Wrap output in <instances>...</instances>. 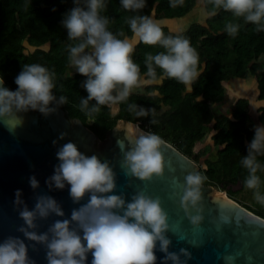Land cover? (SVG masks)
I'll list each match as a JSON object with an SVG mask.
<instances>
[{"label": "clouds", "instance_id": "1", "mask_svg": "<svg viewBox=\"0 0 264 264\" xmlns=\"http://www.w3.org/2000/svg\"><path fill=\"white\" fill-rule=\"evenodd\" d=\"M73 3L74 7L64 14L61 23L67 30L68 39L74 41L67 47L69 63L87 78L82 87L88 95L80 101V110L87 116L99 113L101 106L111 108L126 101L134 89L162 86L165 78L174 79L192 91V85L202 71L199 69V54L189 38L166 36L150 15L129 17L127 23L132 36L121 32L119 36L123 38H118L108 30L109 18L101 15L107 7L105 0H73ZM183 3L184 0H170L173 8ZM207 3L212 5L208 12L210 17L223 9L234 17L243 18L246 23L254 24L257 32L264 31V0H207ZM121 5L125 10L138 12L146 7V0H121ZM239 27L238 23L229 22L225 30L235 36ZM141 42L164 49L157 54H145L146 71L143 74L140 65L132 58L135 46ZM157 68L162 75L158 76ZM54 80L55 73L38 63L23 64L14 81L17 85L15 91L7 88L0 76V121L10 132L23 123L18 113L38 110L47 116L57 110L50 107L53 102L57 106L67 103L65 96L61 95L57 100L53 95ZM146 95L155 97L159 93L152 90ZM201 99L198 96V101ZM90 101L95 103L90 106ZM128 110L136 117H153L150 121L153 125L158 123L154 118L155 108L146 109L133 103ZM120 129L121 126L117 125L116 130ZM123 129L124 139H118L117 144L123 155L120 167L124 174L141 181L162 177L167 166L162 151L166 141L151 131H144L138 124L135 127L128 124ZM64 135L61 134L60 138L63 139ZM258 155H264V124L254 126V137L248 145L247 155L240 161L248 173L244 187L254 190L255 200L264 205V195L260 192L262 182L257 175L258 171H264V165L258 162ZM56 156L59 163L45 183L50 190L70 186V198L80 205L72 209L70 218L55 220L46 232L38 233L35 231L38 219H47L52 214L65 215L60 204L52 196L42 194L36 196L35 206L29 210L21 199L22 191L15 193L16 205H22L19 217L24 222L18 231L26 240L44 245L47 264H87L89 253L91 264H157V242L159 251L165 254L162 264H168V261L182 264L180 255L190 258L186 249H180L179 254L168 250L171 240L165 234L169 231V218L160 197L137 191L127 201L123 193L110 194L117 188L116 173L110 162H102L95 154L85 155L73 142L61 146ZM207 179L200 171L184 177L179 203L195 227H199L203 220L201 189ZM29 183L34 190L39 187L35 176L29 178ZM173 183H176L175 178ZM86 195L87 201L81 204ZM25 239L9 236L0 242V264H34L28 256L29 245ZM238 255L224 256L226 264H234ZM247 259L251 260V257Z\"/></svg>", "mask_w": 264, "mask_h": 264}, {"label": "trees", "instance_id": "2", "mask_svg": "<svg viewBox=\"0 0 264 264\" xmlns=\"http://www.w3.org/2000/svg\"><path fill=\"white\" fill-rule=\"evenodd\" d=\"M199 0H184L183 5L175 8L170 0H146V7L138 12L125 10L121 0H105L106 9L101 15L110 20L108 30L117 35L122 32L131 37L127 19L134 15H150L157 20L182 19L192 14ZM83 2V0H81ZM206 12L212 5L203 0ZM74 7L73 0H0V76L5 86L15 91L16 76L22 71L23 64L38 63L55 73L53 95L57 100L65 96L67 103L61 105L71 118H78L88 126L101 140L107 137L119 120L140 122L147 129L169 142L182 153L201 163L208 154V147L195 151L198 143L206 141L211 132L217 151V159L205 158L200 172L208 177L205 185H213L227 190L228 186L241 183L247 176V170L241 165L243 156L254 137L255 122L250 115V102L246 97L237 99L231 116L214 114L212 105L225 99L224 83L233 79H245L252 75L256 80L258 99L264 100V31L257 32L256 26L246 23L243 18L234 17L231 12L218 10L217 15L209 16L206 24L191 23L182 31H173L169 26L160 25L164 34L180 35L190 39L191 46L199 54L200 77L193 83L192 91L174 79L165 78L162 86L154 85L145 92H132L128 99L113 106H101L100 112L89 117L80 110V101L87 98L82 87L87 79L77 71L68 74L70 63L67 47L74 43L67 37V30L61 21L64 14ZM238 23L235 36L229 35L225 25ZM31 47L32 50H28ZM164 49L159 45L135 46L133 60L146 71L144 58L146 53L157 54ZM157 74L162 71L157 68ZM156 90L159 95L150 97L147 92ZM198 96L202 99L198 101ZM95 101H90V106ZM146 109L155 108L158 123H150L153 117H136L128 110L130 104ZM168 106L162 110L163 106ZM260 121L264 124V107L260 109ZM264 165V155L257 156ZM264 182V171H258ZM261 183V184H262ZM232 188L228 193H232ZM248 208L247 206H244ZM264 218V214L256 213Z\"/></svg>", "mask_w": 264, "mask_h": 264}, {"label": "water", "instance_id": "3", "mask_svg": "<svg viewBox=\"0 0 264 264\" xmlns=\"http://www.w3.org/2000/svg\"><path fill=\"white\" fill-rule=\"evenodd\" d=\"M50 107L57 110L47 116L38 110L18 113L23 123L14 132H10L0 121V242L9 236L25 239L18 231L24 222L19 217L22 205L17 206L15 203L17 190L22 191L21 199L29 210L34 208L37 195L46 194L52 196L65 213L63 217L52 214L47 219H38L35 229L38 233L46 232L55 220L70 218L72 209L80 206L70 198V186L66 185L63 190L54 187L50 190L45 183L59 163L56 156L58 149L73 142L85 155L95 154L102 162H110L116 173L117 184L116 190L110 194L123 193L127 201L137 191L160 197L169 218L170 227L165 234L171 240L168 250L179 254L183 248L190 253V258L180 255L182 264H226L224 256L236 254L239 255L234 264H264V218L245 208L241 199L222 196L213 185L204 184L201 189L203 220L199 227L191 224L179 201L183 195L184 177L190 172L200 171L193 159L166 141L162 151L167 166L162 177L154 176L150 181L128 177L120 167L123 155L117 140L124 139L123 128L126 125L135 127L138 124L140 127V122L119 120L117 125L121 129L116 130V125L101 140L82 120L68 118L61 105L57 106L53 102ZM61 134H66L63 139L60 138ZM53 141H56L55 145ZM32 176L39 181V187L35 190L29 183ZM174 178L176 183H173ZM174 192L179 195L173 196ZM87 198L86 195L80 203H85ZM212 198L218 201L214 202ZM25 243L29 245L28 256L34 264H47L44 245L26 239ZM155 254L157 264H162L165 254L159 251V242ZM247 257H251V260ZM91 259L89 253L87 264H91ZM168 264L172 262L168 261Z\"/></svg>", "mask_w": 264, "mask_h": 264}, {"label": "rangeland", "instance_id": "4", "mask_svg": "<svg viewBox=\"0 0 264 264\" xmlns=\"http://www.w3.org/2000/svg\"><path fill=\"white\" fill-rule=\"evenodd\" d=\"M208 17V13L205 10L203 0H199L197 3V6L192 14H189L187 17H184L182 19L178 18L176 20L173 19H164V20H157L154 19L163 26H169L171 30L173 31H182L185 28H187L191 23H202L206 24V19ZM33 49V48H32ZM31 47H28V50H32ZM76 72L75 68L70 67V70L68 71L69 75H73ZM224 88L226 91L225 99L222 102L215 103L212 105V111L214 114H225L231 116L233 113V110L235 108V104L238 98L240 97H246L248 98L250 105H249V112L252 116L255 126L261 125L260 121V109L263 108L264 102H261L258 99V90L256 88V80L252 75H248L245 79H234L228 82L224 83ZM133 92H145V89H134ZM254 106L256 108H254ZM168 106L164 105L162 110L167 109ZM118 109L117 105L113 106V111L116 112ZM141 127V125H140ZM142 128V127H141ZM147 130V129H145ZM149 131V130H147ZM214 132H211L208 137L206 138V141L202 143H198L195 151H199L202 148L208 147L207 151L208 154L202 158L201 165H204L205 158H208L210 160H216L217 159V151L219 148H221L218 145H215L212 139V135ZM198 163V162H197ZM215 187V186H214ZM216 190L222 195V196H233L238 199H241L244 206H247L248 210H250L253 213H262L264 214V205H261L255 200L254 197V190L247 189L244 187L243 184H237L234 185L232 190L233 192L230 194L226 190L222 188L215 187ZM260 192L262 195H264V182L261 184ZM246 208V207H245Z\"/></svg>", "mask_w": 264, "mask_h": 264}, {"label": "flooded vegetation", "instance_id": "5", "mask_svg": "<svg viewBox=\"0 0 264 264\" xmlns=\"http://www.w3.org/2000/svg\"><path fill=\"white\" fill-rule=\"evenodd\" d=\"M61 107H62V106H61ZM65 111H66V110H65ZM66 115H67L68 118L72 119L71 117L68 116L67 112H66ZM104 139H105V138H104ZM196 163H197V162H196ZM197 164H198L199 167H200L201 164H200V163H197ZM238 184H240V183H238ZM236 185H237V184H236ZM233 186H234V185L228 186L226 191L228 192V189L233 188Z\"/></svg>", "mask_w": 264, "mask_h": 264}, {"label": "crops", "instance_id": "6", "mask_svg": "<svg viewBox=\"0 0 264 264\" xmlns=\"http://www.w3.org/2000/svg\"><path fill=\"white\" fill-rule=\"evenodd\" d=\"M234 80V79H233ZM236 80V79H235ZM238 80V79H237ZM248 99V98H247ZM261 102H264V100H260ZM264 105V104H263ZM262 107H264V106H262Z\"/></svg>", "mask_w": 264, "mask_h": 264}, {"label": "bare ground", "instance_id": "7", "mask_svg": "<svg viewBox=\"0 0 264 264\" xmlns=\"http://www.w3.org/2000/svg\"><path fill=\"white\" fill-rule=\"evenodd\" d=\"M223 195V194H222Z\"/></svg>", "mask_w": 264, "mask_h": 264}]
</instances>
